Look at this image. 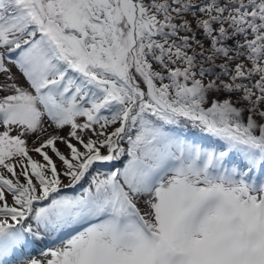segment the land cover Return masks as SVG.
Here are the masks:
<instances>
[{
    "label": "snow or ice",
    "instance_id": "snow-or-ice-1",
    "mask_svg": "<svg viewBox=\"0 0 264 264\" xmlns=\"http://www.w3.org/2000/svg\"><path fill=\"white\" fill-rule=\"evenodd\" d=\"M0 264H264V0H0Z\"/></svg>",
    "mask_w": 264,
    "mask_h": 264
},
{
    "label": "rangeland",
    "instance_id": "rangeland-1",
    "mask_svg": "<svg viewBox=\"0 0 264 264\" xmlns=\"http://www.w3.org/2000/svg\"><path fill=\"white\" fill-rule=\"evenodd\" d=\"M13 72L16 74V76L19 78L20 82L21 83H24L23 81V77L20 75V73L15 69L13 68ZM66 131V130H65ZM29 145L31 146V140L29 141ZM63 151H66V149H64V146L63 145H58ZM67 192H69V190H65Z\"/></svg>",
    "mask_w": 264,
    "mask_h": 264
},
{
    "label": "trees",
    "instance_id": "trees-1",
    "mask_svg": "<svg viewBox=\"0 0 264 264\" xmlns=\"http://www.w3.org/2000/svg\"><path fill=\"white\" fill-rule=\"evenodd\" d=\"M62 150V149H61ZM63 151V150H62Z\"/></svg>",
    "mask_w": 264,
    "mask_h": 264
}]
</instances>
